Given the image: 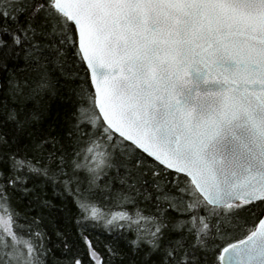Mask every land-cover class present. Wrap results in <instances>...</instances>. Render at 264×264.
<instances>
[{
  "label": "snow or ice",
  "instance_id": "6c2138e0",
  "mask_svg": "<svg viewBox=\"0 0 264 264\" xmlns=\"http://www.w3.org/2000/svg\"><path fill=\"white\" fill-rule=\"evenodd\" d=\"M0 264H264V0H0Z\"/></svg>",
  "mask_w": 264,
  "mask_h": 264
}]
</instances>
